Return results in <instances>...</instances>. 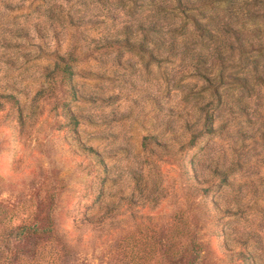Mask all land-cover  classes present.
<instances>
[{
  "label": "rangeland",
  "instance_id": "374dc122",
  "mask_svg": "<svg viewBox=\"0 0 264 264\" xmlns=\"http://www.w3.org/2000/svg\"><path fill=\"white\" fill-rule=\"evenodd\" d=\"M0 202V264H264V0H0Z\"/></svg>",
  "mask_w": 264,
  "mask_h": 264
},
{
  "label": "trees",
  "instance_id": "16d2710c",
  "mask_svg": "<svg viewBox=\"0 0 264 264\" xmlns=\"http://www.w3.org/2000/svg\"><path fill=\"white\" fill-rule=\"evenodd\" d=\"M62 61V62H61ZM60 62V63H59ZM57 63V68L60 72H63L67 75L73 74V67L70 63H66L63 60H60ZM233 82L240 84V85H245L244 79L242 77H233ZM68 118L70 121V124L76 125L79 123L78 116L73 114L72 111L69 110L68 112ZM206 131H211L212 130V125L209 120V123L205 124ZM191 167L194 171L193 164H191ZM187 168V166H185ZM190 179L195 185L194 188L197 189V191L200 193L201 196L206 195L207 190L205 189L206 187L201 186V181L198 179L195 171L190 175ZM210 211V210H209ZM12 208H7L2 206V202H0V223H2L1 227H4L5 230L8 231L5 237H1L2 240H5V244L7 247L15 245V248H19L20 245L21 249L20 252H23L25 247L30 241L33 240V237H36L38 235H44V234H51L54 231V226H53V220L49 217L46 218V220L43 223H40L38 221H29V220H17L13 218L12 216ZM211 213V212H210ZM213 215V214H212ZM92 223V222H91ZM0 227V229H1ZM199 246L198 243H194V250L196 251L194 255V261H196V255L199 254ZM236 254L239 256L240 260L244 264H256L254 261L252 262V259L248 253H245L244 251H237ZM13 255H6L4 256V262L2 264H13L14 259L16 258V254L14 253Z\"/></svg>",
  "mask_w": 264,
  "mask_h": 264
}]
</instances>
